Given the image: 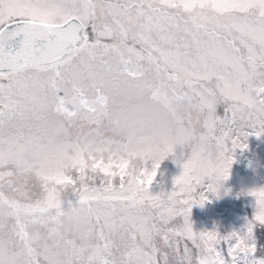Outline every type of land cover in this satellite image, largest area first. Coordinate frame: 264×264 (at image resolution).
Here are the masks:
<instances>
[{"label":"snow or ice","instance_id":"snow-or-ice-1","mask_svg":"<svg viewBox=\"0 0 264 264\" xmlns=\"http://www.w3.org/2000/svg\"><path fill=\"white\" fill-rule=\"evenodd\" d=\"M252 134L264 0H0V264H264V187L246 230L190 219Z\"/></svg>","mask_w":264,"mask_h":264},{"label":"rangeland","instance_id":"rangeland-1","mask_svg":"<svg viewBox=\"0 0 264 264\" xmlns=\"http://www.w3.org/2000/svg\"><path fill=\"white\" fill-rule=\"evenodd\" d=\"M247 148L240 149L242 156L248 158L252 164L251 169H245L240 163L231 164L229 176L225 179L223 187L218 192H209V199L201 205L193 203L190 210V219L193 228L196 230L213 229L219 233L227 234L232 231L246 230V225L253 219L256 211V199L250 194L253 188L264 187V134L259 136L252 134L247 137ZM176 157L181 158V152H184L183 159L187 158V149H182L179 145L176 147ZM237 150L234 152V158H237ZM180 166L170 156L163 160L154 182V188L159 190L163 187L170 190L172 187V178L179 174ZM68 198L75 201V195L71 194ZM263 228L264 224H256L253 230V242L257 251L264 246V239L257 234L256 228Z\"/></svg>","mask_w":264,"mask_h":264},{"label":"clouds","instance_id":"clouds-1","mask_svg":"<svg viewBox=\"0 0 264 264\" xmlns=\"http://www.w3.org/2000/svg\"><path fill=\"white\" fill-rule=\"evenodd\" d=\"M179 140L174 133H169L167 135H162L157 138L155 141L151 142L146 147L150 148L149 155L153 159L160 158L161 149L165 144H172L175 150V147L178 145ZM167 159V158H165ZM162 162V161H161ZM219 167V162L217 160L209 161L207 157H201L193 164L194 174L200 175L203 174L206 170H209L211 167ZM225 179L223 177H215L213 179V183L215 185V192H218L220 188L223 187V181Z\"/></svg>","mask_w":264,"mask_h":264},{"label":"trees","instance_id":"trees-1","mask_svg":"<svg viewBox=\"0 0 264 264\" xmlns=\"http://www.w3.org/2000/svg\"><path fill=\"white\" fill-rule=\"evenodd\" d=\"M256 232H257V234L259 232V234L261 235V238L264 239V229L263 228H259V227L256 228ZM256 255H258V256H264V246L260 247V251H257L256 252Z\"/></svg>","mask_w":264,"mask_h":264},{"label":"water","instance_id":"water-1","mask_svg":"<svg viewBox=\"0 0 264 264\" xmlns=\"http://www.w3.org/2000/svg\"><path fill=\"white\" fill-rule=\"evenodd\" d=\"M245 165L248 166L249 162L247 160L244 161Z\"/></svg>","mask_w":264,"mask_h":264},{"label":"flooded vegetation","instance_id":"flooded-vegetation-1","mask_svg":"<svg viewBox=\"0 0 264 264\" xmlns=\"http://www.w3.org/2000/svg\"><path fill=\"white\" fill-rule=\"evenodd\" d=\"M240 153V152H239Z\"/></svg>","mask_w":264,"mask_h":264}]
</instances>
